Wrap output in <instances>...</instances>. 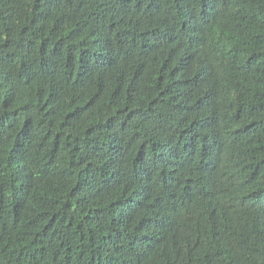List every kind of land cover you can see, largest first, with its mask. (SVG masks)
Wrapping results in <instances>:
<instances>
[{
	"label": "trees",
	"instance_id": "trees-1",
	"mask_svg": "<svg viewBox=\"0 0 264 264\" xmlns=\"http://www.w3.org/2000/svg\"><path fill=\"white\" fill-rule=\"evenodd\" d=\"M0 264H264V0H0Z\"/></svg>",
	"mask_w": 264,
	"mask_h": 264
}]
</instances>
